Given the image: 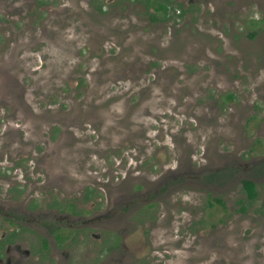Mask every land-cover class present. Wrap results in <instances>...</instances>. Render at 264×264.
Segmentation results:
<instances>
[{
  "label": "rangeland",
  "instance_id": "1",
  "mask_svg": "<svg viewBox=\"0 0 264 264\" xmlns=\"http://www.w3.org/2000/svg\"><path fill=\"white\" fill-rule=\"evenodd\" d=\"M169 5L157 22L149 0H0V167L43 158V212L101 234L76 264H110L121 225V264H264V0ZM75 200L97 221L113 205L111 230L59 219Z\"/></svg>",
  "mask_w": 264,
  "mask_h": 264
},
{
  "label": "flooded vegetation",
  "instance_id": "2",
  "mask_svg": "<svg viewBox=\"0 0 264 264\" xmlns=\"http://www.w3.org/2000/svg\"><path fill=\"white\" fill-rule=\"evenodd\" d=\"M155 1L162 3L165 8L163 10L161 8L152 7L153 12L158 11L160 13V16L155 15L153 17L154 21L158 22L169 18V0ZM171 8L173 9L174 7ZM98 10H100V8H98ZM26 156H30V158L25 162V165L23 164L24 160L20 159L22 155L14 157L13 154L10 153L8 158L12 160V167L6 170H3L4 166L0 167V180H2L0 181V189L4 190L0 195L6 196V199L0 198V218L6 221V227L0 229V264H43V253L48 250V253L52 255V251L50 250L51 247L48 243L49 235H53L55 238L54 241L57 240L58 243L66 241V250L56 249L58 255H62V262L60 260L55 264H76L78 255L73 251L74 248L70 249V246L75 245V243L79 245L81 240L87 237L96 239L100 242L101 234L92 230L79 229H71L68 230L69 232L67 231L68 233H65L60 231L57 225L53 224V215H48L46 212H43V158L40 159V162H37V159L33 155L29 154ZM0 157H2L1 153ZM127 171L131 173V170ZM132 172H134V170H132ZM128 176L130 175L123 177V179L128 178ZM222 177L220 173L213 172L208 175L207 180L213 181ZM1 186L4 187L1 188ZM165 193L164 195H166ZM89 194V192L81 194V198H79L78 202L86 197L89 199ZM133 197H135V195ZM109 201H111L110 198ZM141 201L142 200L139 199L137 203L139 204ZM145 204H147L145 205L146 207L151 206L152 201H148V203ZM207 205H209L208 202ZM51 206H54V203H51L49 207ZM55 207L62 212L66 210L63 215L58 217L59 219L71 217L79 220L77 227H96V225H98L102 230H111L109 229L110 227L107 226V223H109L108 220H113L118 217L116 215L118 210L114 209L113 205H110L104 211L105 213H109L108 219L104 220V218H100L99 221L96 219L102 216V214L84 218L83 212L80 210L76 200L75 202H67L64 207L62 205H57ZM5 210L7 212H5ZM46 211L48 212L47 209ZM67 213L69 214L67 215ZM136 215L139 217V223L145 219V215L139 209L136 211ZM43 222H48V224L43 226ZM113 231L116 234H112L104 239V244L102 246L103 251L101 249L98 255L101 256L103 253L107 254L110 257L109 259L104 258V261L108 260L110 264H121L123 262V254H120L118 257H113L111 254L117 246L122 248L123 253L127 251L124 238L128 237L129 233L124 225H121L118 229ZM95 256L96 254L93 253L91 263H99L94 262ZM139 257L142 258V255Z\"/></svg>",
  "mask_w": 264,
  "mask_h": 264
},
{
  "label": "trees",
  "instance_id": "3",
  "mask_svg": "<svg viewBox=\"0 0 264 264\" xmlns=\"http://www.w3.org/2000/svg\"><path fill=\"white\" fill-rule=\"evenodd\" d=\"M150 1V5L154 8H161L164 10L165 6L162 3L156 2L155 0H149ZM156 5V6H155ZM151 16V14L149 15ZM151 20H154V18L151 16L149 17ZM227 98H231V95L228 94ZM241 187L243 189V191L245 192L246 197L248 198V200H252L255 198L256 192L254 189V184L246 179H242L241 180ZM217 202H220L219 199H216Z\"/></svg>",
  "mask_w": 264,
  "mask_h": 264
}]
</instances>
